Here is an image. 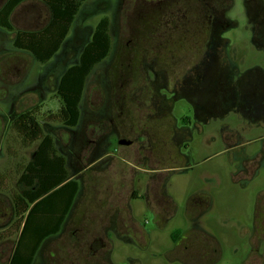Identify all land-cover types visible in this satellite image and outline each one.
Returning a JSON list of instances; mask_svg holds the SVG:
<instances>
[{
  "label": "rangeland",
  "instance_id": "374dc122",
  "mask_svg": "<svg viewBox=\"0 0 264 264\" xmlns=\"http://www.w3.org/2000/svg\"><path fill=\"white\" fill-rule=\"evenodd\" d=\"M141 1L124 2L125 24L118 19L122 0L84 1L45 64L15 50L12 34L0 28V264L10 263L18 239L12 196L23 190L20 167L37 146L24 149L11 121L34 108L66 160L69 179L80 187L60 233L42 243L32 264H105L104 251L91 250L85 234L101 230V217L115 210L137 228L125 239L108 230L113 264H264V48L254 44L264 43V9L253 10L251 21L242 0H233L227 16L236 24L221 31L211 59L202 52L212 51L213 43L206 47L212 28L195 21L199 0H175L177 20L139 26L133 19ZM104 17L111 51L86 79L78 125L63 127L48 117L59 107V78L78 63ZM32 19L38 21L27 24ZM48 19L45 5L29 1L10 22L15 29H37ZM124 67L119 118L112 88ZM20 82L26 90L18 94ZM108 109L115 130L90 155L92 143L85 139H92L96 122L107 121ZM124 136L136 145L120 144ZM9 230L13 236L6 239Z\"/></svg>",
  "mask_w": 264,
  "mask_h": 264
},
{
  "label": "trees",
  "instance_id": "16d2710c",
  "mask_svg": "<svg viewBox=\"0 0 264 264\" xmlns=\"http://www.w3.org/2000/svg\"><path fill=\"white\" fill-rule=\"evenodd\" d=\"M29 1L45 5L49 21L37 31L15 29L10 22L13 12ZM84 1L5 0L0 6V28L12 34L15 50L26 52L37 63L45 64L59 51ZM109 27V20L102 18L91 40L83 47L78 63L68 67L59 78L54 93L59 107L56 114L48 117L63 127L78 125L86 79L111 51ZM35 112V108L23 111L11 121V130L24 149L33 143L37 146L33 158L20 167L17 184L22 185L23 190L12 196L16 218L12 227L18 239L9 264L33 263L42 243L61 231L80 187L76 180L69 179L64 156L57 153L52 136L44 133ZM4 181L5 176L1 175V188ZM178 233L173 234L174 241ZM3 236L0 234V239ZM11 236L9 230L4 238Z\"/></svg>",
  "mask_w": 264,
  "mask_h": 264
},
{
  "label": "flooded vegetation",
  "instance_id": "af4514ba",
  "mask_svg": "<svg viewBox=\"0 0 264 264\" xmlns=\"http://www.w3.org/2000/svg\"><path fill=\"white\" fill-rule=\"evenodd\" d=\"M149 1L150 2L146 0H142L137 5L138 7H136V19L135 20L133 19V21H136V25L140 26V25L149 23L151 19L157 21L158 19L160 20L162 17H164V19H166V21H169V22L177 20L176 16L179 13V8H181V5H179L176 2L177 0L176 1L174 0V2L173 0H149ZM232 1L233 0H199L200 14L198 15V19L195 18V21L202 23V26L212 28L209 33L208 39L206 40L207 48H210V44L213 43L211 46L212 51L211 52L209 51L208 53V52H205V50H203L202 52L203 55L205 54H207V56L209 55L211 59L216 56L215 49L217 47L216 45L218 41H220L221 39V36H219L221 31L225 30V28H229L236 24L233 20H231L227 16V13L232 6V3H233ZM124 2L126 3V0H122L119 13H118V19L120 21V18H122L123 24L126 23V16L124 15V18L122 16L123 14L126 13V10H123V7H122V5H124ZM242 2L244 5L245 15L251 21L253 20L252 19L253 10L255 12H258L264 9L260 0H242ZM183 16L184 15L182 14L181 18H183ZM136 42L138 41L136 40ZM255 42L260 44L261 46H264V43L262 42V38L255 39ZM125 53L127 54L128 52H125ZM120 70L121 72L117 75V79L115 80L116 82H114L115 85L112 88L115 97L113 98L112 105H111L113 109L114 108L117 109V112H118L117 116L119 118H121L120 115L122 114V110L120 109V107L122 106L121 93L123 92V87L126 86L128 82V79L125 78L126 74L128 73V68L124 67ZM154 74L157 75V73H154ZM195 104L196 105H194V107H195L196 112H199L200 110H202V105H199V103L197 104V102ZM113 109L111 110L108 109L107 117L105 116L107 120L106 122H96L94 124L92 128L93 130L92 136H91L92 139H89V138L87 140L85 139V142L87 144L92 143L91 148H90V153H89L90 155H92L95 152L96 148L99 147L102 142H104V140L106 139L108 135V132L111 129L115 130V128L110 127V125H112L114 121V116H111L112 113L114 112ZM112 126L114 127V125ZM120 141H124L125 142L124 145L126 146L136 145L133 140L128 139L125 136L123 138H120ZM121 212L119 210H115L113 212L111 211V212L104 213V214H107L108 216L101 217V220L103 221V226L101 230H92L85 234V235H88L85 238L86 244L88 241L89 248L91 250L98 251L100 249L104 251L105 264H113L110 261L111 246L108 242V230L111 229L112 233L115 236H118L122 239H125V237L129 235L130 232L136 233L137 227H136V224L133 222V219L129 217L125 212H123V210ZM126 221H128L129 223H126ZM126 227L128 228L127 230H122L123 228H126ZM76 232H78V235H79L81 230L79 228L73 230L72 235L75 236Z\"/></svg>",
  "mask_w": 264,
  "mask_h": 264
},
{
  "label": "crops",
  "instance_id": "0c3cea01",
  "mask_svg": "<svg viewBox=\"0 0 264 264\" xmlns=\"http://www.w3.org/2000/svg\"><path fill=\"white\" fill-rule=\"evenodd\" d=\"M13 15V14H12ZM49 18H50V14H49ZM49 20V19H48ZM38 21V19L37 20H30V21H28L27 22V24L28 23H33V22H37ZM45 27V26H44ZM43 27H39V28H37V29H27V28H23V29H19V30H23V31H37V30H40V29H42ZM254 44H257L258 45V43H256V42H254ZM263 48H264V46H263ZM36 62V61H35ZM262 73H264V71H262ZM240 74V73H239ZM21 83V82H20ZM20 83H18L19 85L17 86V88H16V92L18 93V92H20V93H22V91H24V90H26L25 89V87H23L24 85H22V83L20 84ZM16 93V94H17ZM19 94V93H18ZM17 97V96H16ZM13 120V119H12ZM102 143H106L105 142V140H104V142H102ZM55 145V144H54ZM102 145H104V144H102ZM66 168H67V166H66ZM70 180H72V179H70ZM117 194V198H119V196H118V193H116ZM128 196H130L131 198H136L135 196H136V192H130L129 194H128ZM116 202H117V200H116ZM119 226V225H118ZM95 228V227H94Z\"/></svg>",
  "mask_w": 264,
  "mask_h": 264
},
{
  "label": "water",
  "instance_id": "95a60500",
  "mask_svg": "<svg viewBox=\"0 0 264 264\" xmlns=\"http://www.w3.org/2000/svg\"><path fill=\"white\" fill-rule=\"evenodd\" d=\"M120 144H123V145H124V144H125V142H124V141H120Z\"/></svg>",
  "mask_w": 264,
  "mask_h": 264
}]
</instances>
